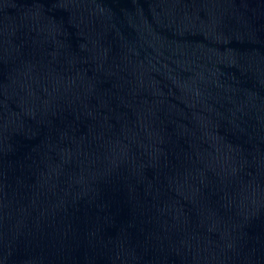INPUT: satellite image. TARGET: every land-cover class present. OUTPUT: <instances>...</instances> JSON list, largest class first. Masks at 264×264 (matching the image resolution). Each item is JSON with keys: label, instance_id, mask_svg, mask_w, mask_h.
<instances>
[{"label": "water", "instance_id": "water-1", "mask_svg": "<svg viewBox=\"0 0 264 264\" xmlns=\"http://www.w3.org/2000/svg\"><path fill=\"white\" fill-rule=\"evenodd\" d=\"M0 264H264V0H0Z\"/></svg>", "mask_w": 264, "mask_h": 264}]
</instances>
